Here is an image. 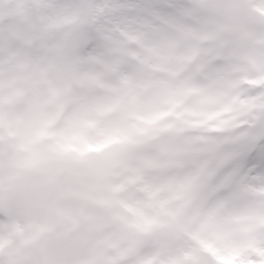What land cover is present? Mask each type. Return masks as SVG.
<instances>
[{"label": "snow or ice", "instance_id": "1", "mask_svg": "<svg viewBox=\"0 0 264 264\" xmlns=\"http://www.w3.org/2000/svg\"><path fill=\"white\" fill-rule=\"evenodd\" d=\"M0 264H264V0H0Z\"/></svg>", "mask_w": 264, "mask_h": 264}]
</instances>
